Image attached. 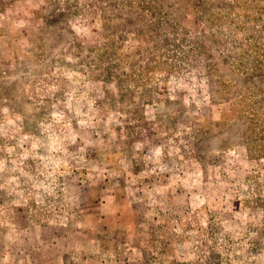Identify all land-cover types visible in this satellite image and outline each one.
<instances>
[{
	"label": "rangeland",
	"instance_id": "374dc122",
	"mask_svg": "<svg viewBox=\"0 0 264 264\" xmlns=\"http://www.w3.org/2000/svg\"><path fill=\"white\" fill-rule=\"evenodd\" d=\"M166 100L198 175L96 216L75 136ZM33 225L12 263L264 264V0H0V234Z\"/></svg>",
	"mask_w": 264,
	"mask_h": 264
},
{
	"label": "crops",
	"instance_id": "0c3cea01",
	"mask_svg": "<svg viewBox=\"0 0 264 264\" xmlns=\"http://www.w3.org/2000/svg\"><path fill=\"white\" fill-rule=\"evenodd\" d=\"M170 100L182 101L184 97L175 90ZM187 110L184 104L176 109L167 100L165 105H131L117 110L90 135L88 131L77 133L74 144L85 153L80 157L81 167L69 175L87 192L86 202L97 205L96 216L121 214L124 208L138 209L145 193L155 201L152 208H161L167 193L183 191L186 175H198L185 169L194 167V159L183 151L184 127L175 120L177 114ZM50 153L54 156L49 151V158ZM22 232L14 237L7 232L0 234L5 243L0 264H18L11 261L20 255L23 246L41 237L36 225ZM53 261L30 264H56Z\"/></svg>",
	"mask_w": 264,
	"mask_h": 264
}]
</instances>
